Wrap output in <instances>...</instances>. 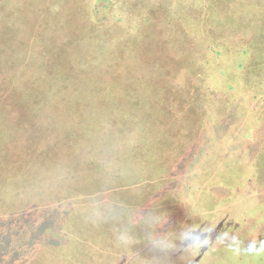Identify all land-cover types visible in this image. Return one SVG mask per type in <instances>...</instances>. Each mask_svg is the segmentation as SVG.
<instances>
[{
  "label": "rangeland",
  "instance_id": "rangeland-1",
  "mask_svg": "<svg viewBox=\"0 0 264 264\" xmlns=\"http://www.w3.org/2000/svg\"><path fill=\"white\" fill-rule=\"evenodd\" d=\"M60 1L68 27L11 38L0 0V224L28 264H264V0ZM107 209L122 254L95 248Z\"/></svg>",
  "mask_w": 264,
  "mask_h": 264
},
{
  "label": "trees",
  "instance_id": "trees-1",
  "mask_svg": "<svg viewBox=\"0 0 264 264\" xmlns=\"http://www.w3.org/2000/svg\"><path fill=\"white\" fill-rule=\"evenodd\" d=\"M13 1H14V5H13V9L14 10H13V14L12 15L15 17V19L11 21L12 28L14 29L12 36H10L11 38H14L15 34H17L18 37H19L23 33V36H25L24 32L26 31L25 30L26 26L29 27V30H33L34 27H35V19L38 18V17L39 18L42 17L41 20L44 22L43 25H44L45 28H46V24L47 23H50L52 20H56L55 18L52 17V15H54V14L56 15V17L60 16L62 18L60 20L62 22V24L64 23V25H67V27H68L67 21H69V18H68V20H66L65 16H64V11H63V14L61 13L62 9L59 7V5L61 3L60 0H58L59 3L56 5V7L51 5V8L49 10L44 9V7L42 6V4L44 3V0H42L41 2L40 1L37 2V1H34V0L28 1L31 4L29 6V9L34 10L36 12H32L31 14H33V15H30V17L28 15L26 21H24L25 17L21 18L19 16V14L22 13L23 11H25L27 8L24 7L25 5L22 6V7L21 6H17V3H16L17 1H15V0H13ZM21 1L22 0H20V2ZM69 2H70V0L66 1L67 4ZM40 3H42V4H40ZM66 3H65V5L67 6L69 11L71 12L72 10H70L71 9L70 3L68 5ZM39 5H41V6L39 7ZM37 6H38V8H37ZM2 12H4V11H2ZM0 18H1V16H0ZM17 18H20V19H17ZM30 19H33V20H30ZM64 20H65V22H63ZM69 32H70V28H68L66 30V33H67V34H65L66 36L60 37V39L61 40L68 39L67 37L69 36L68 35ZM42 44H44V43H42ZM56 46L62 47V43L59 41V45H56ZM44 47H45V44L43 45V48ZM0 55L2 56V54H0ZM1 56H0V59H1ZM1 61H2L1 62V65H2L1 68H2L3 74L12 73L13 72V70H12L13 67H11L12 64H9L8 62H4L3 59H1ZM1 79L2 78H0V80ZM49 144H50L49 145L50 149H52V150L48 149V151H51V155H52V151H54V153H56V151L58 150V146H56L54 143H49ZM69 149L71 150V148H69ZM72 149H73V153L71 155H73L74 153L75 154L78 153V152L75 151V149L73 147H72ZM55 155H52L51 157H55ZM65 156H66V154H65ZM2 158H5L8 161V164L1 165V167H0V190H5V186H6L5 179L9 178L6 175L9 172L8 171L9 168H11L9 166L11 161H10V159L7 156H2ZM56 158H57V156H56ZM70 158L68 157L66 159V161H68V167L67 168H69V166L71 165L70 162H69ZM51 163L52 162H50L49 164H51ZM56 164L57 163H55V165ZM16 170H17V168H15L13 170L12 174L17 176L18 172ZM18 177H15L14 179L17 180ZM63 177H60V178L63 179ZM14 202L15 201L13 200L12 206L14 205ZM15 204H16V202H15ZM15 212L17 213V211H15ZM36 213L37 212H35V211H29L26 214L28 216H30V217H34ZM106 213H108V209H107V211H105L102 214L101 217H99L97 220H95V222L97 221L98 225H99V231L97 232V234L93 233L94 234L93 235L94 236L93 240H94L95 248H98V247H100L102 245L110 243L112 251H116V252L118 251L119 254H122L123 251H126V249H127L126 248V243H128V241H131L130 238L126 236V230L128 228V225H130V223H131L132 215L130 214V211H129V213H128L129 216H124L122 218L121 217L118 218L116 216V214H114V216H112V214H111L112 212H110L108 214H106ZM9 219H10V221L4 222V225L0 224V225L3 226L2 227L3 231H2L1 236L4 237V238L6 237L8 239H13L15 241V243L14 242H12V243L10 242L9 243V240H8L7 245H6L7 247L9 246V250L11 251V257H10L11 260H9V261L10 262L11 261L14 262V264H18V262H19V264H28L29 262H31L30 256H31L32 250L28 249L26 251V249H25L23 251H20L21 250L20 247H22V245H20V243H19V239L22 236V234H20L21 233V230H20L21 221L19 220L18 217L15 218V215H13V214L10 216ZM28 224H29V228H28V231L25 234H29V237H30V234H33L37 230L36 229L37 228L36 227L37 223H36V221L34 219L32 222L28 221ZM106 224L108 225V227H107ZM7 231L10 232L11 235H7ZM4 243L5 242L3 240L0 243V259L3 256V253H2V250H1V246L4 245ZM40 256H41V254L36 256L37 260H38V257H40ZM99 262L100 261H98L97 264H100Z\"/></svg>",
  "mask_w": 264,
  "mask_h": 264
}]
</instances>
